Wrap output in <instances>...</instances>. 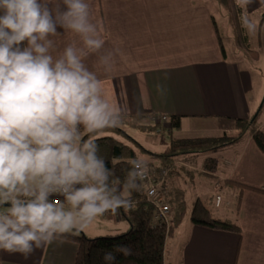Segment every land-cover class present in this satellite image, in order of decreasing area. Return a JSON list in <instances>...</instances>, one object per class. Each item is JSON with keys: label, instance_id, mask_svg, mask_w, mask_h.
<instances>
[{"label": "clouds", "instance_id": "obj_1", "mask_svg": "<svg viewBox=\"0 0 264 264\" xmlns=\"http://www.w3.org/2000/svg\"><path fill=\"white\" fill-rule=\"evenodd\" d=\"M244 25L249 26L247 20ZM60 29L74 33L79 44H68L54 57L50 37ZM89 54L109 73L119 49L105 47L86 0H0L4 252L27 258L67 233L78 234L105 213L131 209L130 193L141 190L149 173L150 161L137 157L124 181L114 180L99 155L98 134L120 126L125 110L106 97L101 79L84 63ZM115 250L132 254L125 245ZM104 259L115 257L106 252Z\"/></svg>", "mask_w": 264, "mask_h": 264}, {"label": "crops", "instance_id": "obj_2", "mask_svg": "<svg viewBox=\"0 0 264 264\" xmlns=\"http://www.w3.org/2000/svg\"><path fill=\"white\" fill-rule=\"evenodd\" d=\"M86 2L105 47L119 49V54L109 73L97 66L95 54L85 57L84 63L101 79L106 97L125 114H146L150 120L164 116L162 121L179 115L182 136L189 132L199 133L195 134L198 137L231 136L236 133L235 119H250L252 115L264 131V97L261 93L255 96L251 74L240 65L241 59L245 62L243 55L237 50L234 56L221 50L218 23L226 19L224 6L210 0ZM243 2L244 13L264 7V0ZM50 39L54 57L68 44H79L74 33L63 29ZM158 84L162 92L157 90ZM221 150L225 151V156L218 158L222 181L215 179L213 189L231 179L264 191V154L249 135ZM186 163L178 161L177 165L188 169ZM185 172L192 181L194 173ZM180 181H185L181 174L170 176L169 190L180 187ZM217 181L221 183L218 188ZM231 193L227 191L226 196ZM217 194L221 203L214 204L216 208L223 202L221 190L211 195L212 201ZM227 199L231 202V197ZM234 215L240 233L182 221L167 240L164 264H264V193L244 190ZM77 251L76 242L63 238L36 249L27 258L0 250V264H74Z\"/></svg>", "mask_w": 264, "mask_h": 264}, {"label": "trees", "instance_id": "obj_3", "mask_svg": "<svg viewBox=\"0 0 264 264\" xmlns=\"http://www.w3.org/2000/svg\"><path fill=\"white\" fill-rule=\"evenodd\" d=\"M220 2L228 10L234 29H244L240 22V17L244 14L243 0H220ZM263 20L264 13L261 24ZM244 41H247L246 36H244ZM221 50L224 54L222 45ZM148 116L146 114H125L122 123L126 122L129 126L142 131L168 132L169 151L152 153L161 160L160 165L169 168L168 178L173 174H181V170L187 171L184 166L177 165L178 161L186 160L187 157L196 156L198 153L234 144L246 135L250 136L252 143L264 154V131L256 125V115L250 119H235L236 133L234 135L201 137L182 136L179 132L181 119L179 115H170L167 121L160 119L155 123H144L142 119ZM84 138L87 139V135H84ZM96 142L100 146L99 155L105 159L107 167L114 173L112 179L118 178L120 182H123L131 169L130 161L139 157L135 149L138 143L129 137L120 126L104 129L98 134ZM203 162L206 174L213 175L221 169L217 158H206ZM150 164L153 163L150 162ZM223 184L233 189L231 199L235 201L232 210L234 217L220 218L212 214L211 208L202 200L197 199L189 216L190 222L214 230L240 233V227L234 214H237L242 192L247 189L263 193L264 191L231 179H224ZM173 193L174 191L169 190L171 224L168 229L153 225V208L142 199L140 190L130 193L134 201L131 209L125 211L124 208H120L121 218L125 219L130 226L126 232L96 237H88L81 232L65 234L63 238L70 239L78 245L74 264H164L167 240L173 235L186 214L183 191L178 189L175 194ZM120 245L130 247L132 254L126 256L122 252H117L116 246ZM106 252L113 253L115 259L106 261L104 259Z\"/></svg>", "mask_w": 264, "mask_h": 264}, {"label": "rangeland", "instance_id": "obj_4", "mask_svg": "<svg viewBox=\"0 0 264 264\" xmlns=\"http://www.w3.org/2000/svg\"><path fill=\"white\" fill-rule=\"evenodd\" d=\"M210 1H212L214 5L220 8L221 6H223L220 0ZM224 10H226L225 7ZM226 13V19H223L218 23V32L222 41V45L224 46V49H226L232 56L237 54L235 50L243 55L245 62L241 59V68L251 74L252 82H254L255 85V96L257 97L256 94L261 93V96L264 97V20L261 24L264 7L255 12L244 13L242 17H240V22L244 29H234L232 19L228 10H226ZM245 20H247L250 27L244 25ZM244 36H246L247 41H244ZM142 121L144 123L155 122L154 120H150L147 117L143 118ZM120 127L123 128V130L129 137H131L138 143V146H136L135 149L139 157H145L151 163L162 166L160 165L161 160L159 158H156L152 153H162L170 149V138L167 131H142L138 128L129 126L126 122L121 123ZM187 134L188 137H198L195 134L199 133L189 132ZM221 148L198 153L196 156H189L186 158V160H183L188 163H186L188 166L187 171H191L192 173H194L191 181L187 179L186 172L181 170L182 178L185 179V181H180V187H172V190L174 191L173 194H175V191H177L178 189L183 191L182 195L185 199L186 210L183 221H190L189 216L198 197H201V199H205L204 201H202L205 205L211 208L212 214L225 218L233 217L232 210L234 207L232 206V203L234 204L235 202L233 198L231 199V202L229 201V199H227L231 197V194L229 196H226V192L232 191V189L228 188L227 186H222L218 190H215L212 186L215 179H219L220 181H222V176L219 173L222 174L223 168H221L216 173H213V175H215L213 176L211 175V173H205L206 171L203 165V161L206 158L218 159L219 156H225V151H222ZM219 190H221L223 202L220 207L216 208L214 207L216 196L214 197L213 202L211 199V195ZM129 228L130 226L125 219H117L116 216L112 214H106V216L98 217L88 228L80 232L84 233L88 237H96L116 235L126 232Z\"/></svg>", "mask_w": 264, "mask_h": 264}, {"label": "built area", "instance_id": "obj_5", "mask_svg": "<svg viewBox=\"0 0 264 264\" xmlns=\"http://www.w3.org/2000/svg\"><path fill=\"white\" fill-rule=\"evenodd\" d=\"M156 117V119L155 117H152V120L158 122L160 119H164V116L162 118L161 116ZM148 167V175L143 181L140 182L142 185L141 196L142 199L145 200L148 204H150L153 208V225L157 227H165L168 229L169 225L171 224L170 204L168 200L169 186L167 183L169 168L150 163ZM220 184L221 183L217 181L215 183V187L218 188ZM57 199L60 198L57 197ZM220 201L221 196L217 194L215 197V204H220ZM108 213H105L103 216H106V214ZM114 215L118 218H121L120 209H118L117 213Z\"/></svg>", "mask_w": 264, "mask_h": 264}]
</instances>
